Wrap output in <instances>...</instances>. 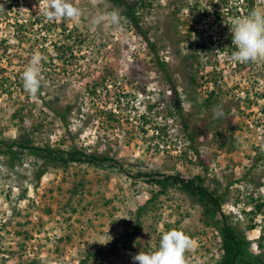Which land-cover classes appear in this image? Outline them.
I'll return each instance as SVG.
<instances>
[{
	"label": "rangeland",
	"instance_id": "rangeland-1",
	"mask_svg": "<svg viewBox=\"0 0 264 264\" xmlns=\"http://www.w3.org/2000/svg\"><path fill=\"white\" fill-rule=\"evenodd\" d=\"M71 3L79 19L47 21L45 0H0V264H135L173 229L192 240L186 264H218L220 217L158 184L168 176L197 177L264 261V65L231 58L230 30L264 0H145L137 15L155 53L122 9ZM34 53L43 79L31 96L22 73ZM21 141L117 164L9 158Z\"/></svg>",
	"mask_w": 264,
	"mask_h": 264
},
{
	"label": "clouds",
	"instance_id": "clouds-1",
	"mask_svg": "<svg viewBox=\"0 0 264 264\" xmlns=\"http://www.w3.org/2000/svg\"><path fill=\"white\" fill-rule=\"evenodd\" d=\"M41 14L47 21H56L65 18L77 20L83 13L71 0H45ZM103 21V16L92 19L93 25H100ZM119 21V14L112 12L110 22L119 25ZM230 30L232 45L236 48L231 53V58L241 63L264 65V13L253 11L244 18L236 19ZM43 59L40 53H34L22 73L23 88L31 96L37 95L42 86L40 64ZM213 115L223 117L222 106H215ZM191 247V238L184 232L173 229L161 235L156 251H140L132 259L135 264H186L185 253Z\"/></svg>",
	"mask_w": 264,
	"mask_h": 264
},
{
	"label": "trees",
	"instance_id": "trees-1",
	"mask_svg": "<svg viewBox=\"0 0 264 264\" xmlns=\"http://www.w3.org/2000/svg\"><path fill=\"white\" fill-rule=\"evenodd\" d=\"M105 1L111 3L117 8L122 9L123 15L133 27L135 34L143 38L150 51L155 53L156 51L153 45L148 41L145 32L140 26L137 15V10L143 7L145 0H135L132 2H128L127 0ZM161 67L164 69V65H161ZM171 91L175 96L174 108H176L177 111H181L175 89H172ZM67 108L65 107L63 110H66ZM6 148V154L11 159H15L16 156L23 154L24 151H27L35 159L42 160L47 164L59 166H66L68 164H89L96 167H104V164L107 162H112L113 164L116 162L117 164V161L108 157L99 158L92 154L83 153L77 149L72 152H64L62 150L52 149L49 147H32L23 141L19 143L13 142L11 145H6ZM262 155L263 152L259 154V156ZM243 178L245 177L243 176ZM196 179L198 178L196 177ZM196 179H183L177 176H168L163 177L161 181H158V184L177 185L183 192L195 198L209 217H220L222 256L218 264H264V261H262L260 257H253V255H251V253L248 251V243L243 234H239L235 230V227H233L231 223L228 222L226 217L222 215L220 198L216 197L213 193L209 192L205 187H203L200 181L196 182ZM254 204L255 212L260 214L261 204ZM253 228L254 227H251V229ZM259 246L261 247V245H258V247Z\"/></svg>",
	"mask_w": 264,
	"mask_h": 264
}]
</instances>
